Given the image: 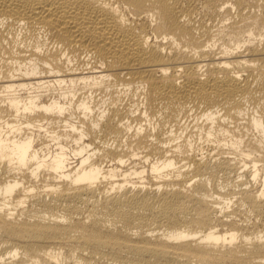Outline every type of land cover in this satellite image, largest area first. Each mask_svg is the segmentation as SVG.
<instances>
[{
  "label": "bare ground",
  "instance_id": "bare-ground-1",
  "mask_svg": "<svg viewBox=\"0 0 264 264\" xmlns=\"http://www.w3.org/2000/svg\"><path fill=\"white\" fill-rule=\"evenodd\" d=\"M0 264H264V0H0Z\"/></svg>",
  "mask_w": 264,
  "mask_h": 264
}]
</instances>
